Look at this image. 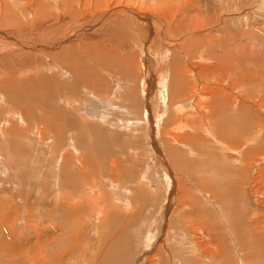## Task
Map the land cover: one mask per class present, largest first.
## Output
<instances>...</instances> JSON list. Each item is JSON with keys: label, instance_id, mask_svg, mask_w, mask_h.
Returning <instances> with one entry per match:
<instances>
[{"label": "rangeland", "instance_id": "1", "mask_svg": "<svg viewBox=\"0 0 264 264\" xmlns=\"http://www.w3.org/2000/svg\"><path fill=\"white\" fill-rule=\"evenodd\" d=\"M0 264H264V0H0Z\"/></svg>", "mask_w": 264, "mask_h": 264}, {"label": "bare ground", "instance_id": "2", "mask_svg": "<svg viewBox=\"0 0 264 264\" xmlns=\"http://www.w3.org/2000/svg\"><path fill=\"white\" fill-rule=\"evenodd\" d=\"M103 49H105V48H103ZM106 52H107V49H106ZM108 55H109V52H108ZM75 75H77V73L75 72ZM76 77H78V76H76ZM13 90H14V88H13ZM192 90V89H191ZM28 95V94H27ZM31 103V102H30ZM32 103H34V102H32ZM262 103V102H261ZM39 105V104H38ZM260 107V106H259ZM262 108V107H261ZM181 120H183L182 118H181ZM183 122H184V120H183ZM181 136H183V135H181ZM112 162V161H111ZM114 162L115 161H113V163H112V165H111V167H110V169H114V167H115V164H114ZM113 171V170H112ZM116 171V170H115ZM114 172V171H113ZM112 173V172H111ZM179 204V203H178ZM260 204V203H259ZM263 206V205H262ZM103 226H104V224H103ZM110 232V231H109ZM120 233H121V230H120ZM111 235V234H110ZM106 236V235H105ZM111 238H114V236H112ZM105 239V238H104ZM117 239V238H116ZM258 239V238H257ZM112 240V239H111ZM114 241V240H113ZM113 242H111V244H112ZM123 243V242H122ZM114 244V243H113ZM112 244V245H113ZM121 247H124V245H122L121 244ZM110 249H111V247H109ZM124 248H126V246L124 247ZM185 248V247H184ZM113 249V248H112ZM116 249V251H119V249L118 248H114V250ZM126 250V249H125ZM128 250V249H127ZM186 250V249H185ZM111 251V250H110ZM116 251H113L114 253H112V251H111V257L109 256V255H107V254H103V255H105V257L107 256V258H105L104 260H106V261H108V262H116V261H118V260H121L122 259V257L121 256H116L117 255V252ZM115 252H116V254H115ZM199 254V253H198ZM129 255V254H128ZM121 257V259H119V258ZM149 262H150V258H149ZM151 262H153V260L151 261ZM220 263V262H219Z\"/></svg>", "mask_w": 264, "mask_h": 264}]
</instances>
